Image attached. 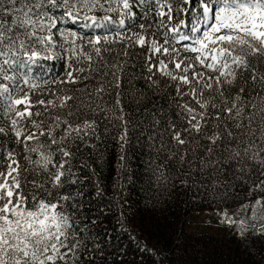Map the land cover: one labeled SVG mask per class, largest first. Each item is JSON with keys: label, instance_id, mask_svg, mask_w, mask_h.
<instances>
[{"label": "trees", "instance_id": "16d2710c", "mask_svg": "<svg viewBox=\"0 0 264 264\" xmlns=\"http://www.w3.org/2000/svg\"><path fill=\"white\" fill-rule=\"evenodd\" d=\"M100 2L106 9L117 7L118 0ZM78 7L75 4L71 10L75 12ZM66 10H51L57 20L52 28L54 43L38 48L42 56L30 65L31 71L25 67L17 73L18 78L29 81L28 85L21 82L20 88L28 91L36 84L30 93L33 101L77 97L66 109H50L64 113L86 98L85 88L93 90L99 83L107 86L110 81L114 84L111 75L102 77L89 70V64L92 69L111 64L123 68L119 89L122 113L112 107L116 90L109 89L112 94H105L101 104L108 110L107 116L85 109L79 117H68L73 124L95 120V130H88L83 140L68 142L74 153L73 171L79 179V183L62 190L73 195L63 210L75 222L81 243L74 264H264V166L259 158L252 160L243 154L238 160L229 159L224 154L227 138L214 146L206 136L185 132L184 115L176 106L184 100L177 97L172 86L175 82L158 73L156 86L147 79L145 48L128 37L143 34L140 24H151L150 31H157L160 18L155 9L144 17L133 7L134 18L122 11L81 9L76 22L63 15ZM84 15L98 19L109 15L114 23L100 29L88 27L87 32L85 25L92 22L84 20ZM178 18L190 21L187 14ZM121 19L125 20L124 27L118 23ZM175 23L174 19L169 26ZM187 31L181 28L182 33ZM97 35L102 38L96 45L101 50L99 55L89 43ZM105 35L107 40H103ZM183 43L189 42L176 43L180 56L194 57L195 53L184 51ZM89 54L91 62L85 58ZM49 55L53 58L43 59ZM79 68L85 69L87 80L81 79L85 73L76 71ZM196 70L208 71L199 66ZM69 71L77 77L76 83L67 82ZM0 82L14 86L10 81ZM19 94L17 88L13 95ZM5 109V102L0 100V113ZM37 110L43 111L39 106ZM48 119L44 117L46 122ZM7 125V118L0 115V126ZM176 131L181 132L185 144L174 139ZM0 143V153L12 150L18 159L24 155L11 133L0 136ZM26 191L31 193L32 189ZM224 214L234 223L224 219Z\"/></svg>", "mask_w": 264, "mask_h": 264}, {"label": "snow or ice", "instance_id": "6c2138e0", "mask_svg": "<svg viewBox=\"0 0 264 264\" xmlns=\"http://www.w3.org/2000/svg\"><path fill=\"white\" fill-rule=\"evenodd\" d=\"M75 4L79 7L74 12ZM75 4L71 0H0V80L14 85L0 82V100L6 105L0 115L8 120L7 127L0 126V136L11 133L24 150L19 159L12 150L0 153V264H74L81 243L75 222L63 210L73 195L62 190L79 183V179L73 171L74 153L68 142L83 140L88 130H95V120L73 124L68 117H79L85 109L107 116L108 110L101 104L105 94H112L109 89L116 90L112 107L123 112L119 91L123 68L118 64L96 69L89 64V70L98 75H111L114 84L110 81L107 86L99 83L93 90L85 88L86 98L64 113L50 109H66L77 97L33 101L30 93L38 86L32 84L28 91L20 88L21 82L28 85L29 81L18 78L17 73L25 67L31 71L30 65L42 56L38 48L54 43L52 28L57 20L52 9H67L63 15L73 22L80 19L81 9L122 11L132 18L136 16L133 7L144 17L155 9L160 18L157 31H150L151 24H140L143 34L128 37L145 48L147 79L156 86L158 73L175 82L176 95L184 100L176 106L184 115L185 132L206 136L214 146L227 138L224 154L229 159L238 160L243 154L248 159L259 158L264 166V0H118L117 7L106 9L100 0H75ZM145 8L148 12L143 11ZM181 14H187L190 21L179 19ZM83 19L92 22L86 27L97 29L114 23L109 15L99 19L84 15ZM174 19L176 23L169 26ZM118 23L125 26L124 19ZM182 27L187 33L181 32ZM107 39L105 35L103 40ZM101 40L97 35L89 41L97 55L101 50L96 45ZM186 41L189 43H183V49L195 53L194 57L180 56L176 43ZM74 54L79 56V52ZM52 58L43 56L45 60ZM85 58L89 62L93 59L90 54ZM197 66L208 71H197ZM76 71L85 73L81 79L89 78L84 68ZM67 78V82H77L72 71ZM17 88L21 94L13 95ZM37 106L43 111H34ZM174 139L180 145L186 143L180 131L174 133ZM29 187L31 193L26 191ZM224 219L234 223L226 214Z\"/></svg>", "mask_w": 264, "mask_h": 264}, {"label": "rangeland", "instance_id": "374dc122", "mask_svg": "<svg viewBox=\"0 0 264 264\" xmlns=\"http://www.w3.org/2000/svg\"><path fill=\"white\" fill-rule=\"evenodd\" d=\"M232 210L234 209L233 207L231 208ZM226 222V221H225ZM228 222H226V224H227Z\"/></svg>", "mask_w": 264, "mask_h": 264}]
</instances>
